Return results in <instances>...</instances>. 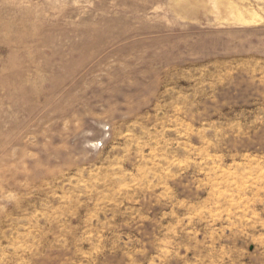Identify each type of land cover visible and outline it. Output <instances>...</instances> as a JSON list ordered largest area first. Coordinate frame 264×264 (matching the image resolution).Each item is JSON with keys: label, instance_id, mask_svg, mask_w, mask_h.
Instances as JSON below:
<instances>
[{"label": "rangeland", "instance_id": "374dc122", "mask_svg": "<svg viewBox=\"0 0 264 264\" xmlns=\"http://www.w3.org/2000/svg\"><path fill=\"white\" fill-rule=\"evenodd\" d=\"M0 264H264V0H0Z\"/></svg>", "mask_w": 264, "mask_h": 264}]
</instances>
